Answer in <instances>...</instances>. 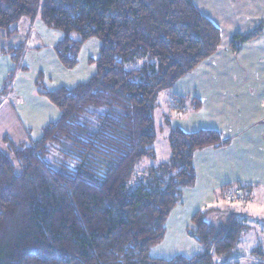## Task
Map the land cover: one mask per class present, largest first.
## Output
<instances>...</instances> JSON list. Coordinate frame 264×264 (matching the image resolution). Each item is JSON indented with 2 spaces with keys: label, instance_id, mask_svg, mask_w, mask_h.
Listing matches in <instances>:
<instances>
[{
  "label": "trees",
  "instance_id": "1",
  "mask_svg": "<svg viewBox=\"0 0 264 264\" xmlns=\"http://www.w3.org/2000/svg\"><path fill=\"white\" fill-rule=\"evenodd\" d=\"M39 16L64 33L56 52L66 69L93 38L101 53L89 80L48 94L58 121L39 138L7 141L0 150V264H234L250 227L231 210L193 217L200 254L150 257L183 190L197 181L195 154L231 139L214 129L174 128L168 162L137 171L144 159L157 161L160 94L219 51L221 29L194 0H0L1 29ZM262 31L235 35L231 50L238 53ZM251 255L263 264V248Z\"/></svg>",
  "mask_w": 264,
  "mask_h": 264
},
{
  "label": "crops",
  "instance_id": "2",
  "mask_svg": "<svg viewBox=\"0 0 264 264\" xmlns=\"http://www.w3.org/2000/svg\"><path fill=\"white\" fill-rule=\"evenodd\" d=\"M212 1L215 4L222 3L226 8L229 7V0ZM233 1L234 9L242 17L248 18L247 15H253L264 19V0ZM194 2L201 11L200 3L203 1L194 0ZM40 20V16L36 19L37 22H32L30 19H23L8 30L0 28V150L3 151H6L8 148L7 141L15 146L33 141L36 139L34 138L36 132L41 135L48 124L56 122L61 118L59 108L51 101L48 94L63 87L61 86L62 84L58 86L57 83L55 86L53 79L47 74L52 73V71L63 73L65 72L63 70H67L61 63L56 52V46L61 41V38L51 44L44 42L49 32H52V29ZM241 21L242 25L248 22L247 20ZM250 29L238 30L233 35L249 33L251 31ZM42 34L43 37L41 36ZM234 36L228 39V41H225L223 37L219 51L202 62L196 69L198 70L200 67H206V70L219 68V71L223 72V74L218 75V73L217 75L210 74L204 76L201 80L202 84L198 86L197 90L196 88L194 89V91L206 90L202 95L193 94L194 97L199 98H194V111L189 113L183 125L179 121L175 126H171L173 125L171 123L170 131L174 128H180L186 132L214 129L221 131L225 137L228 135L226 138L231 139V144L227 147L207 148L195 154L194 159L197 171L196 184L202 183L205 187L204 192L212 195L211 203L219 199V193H221L222 197H225V189L228 186L239 185L242 187H251L253 200L247 205H235L236 208H234L236 211H233L231 208L219 209L212 207L211 209H218L224 212L231 210L237 213L241 221L250 227L249 231L244 234L240 245L234 250L235 260L231 262H234V264H255L260 261L248 257L254 249L258 247L263 248L262 246L252 248L253 246L251 244L253 239L250 233L252 234L253 227L251 225H254V223L262 226L264 229V103H262L264 102V81L262 83H252V86L248 89L249 93H252L251 97L253 99H255L253 94L258 95L256 98L259 106L255 107L251 113H242L240 109L241 105L235 101L233 111V108L231 109L232 106L228 105L230 97L226 95L224 96V107L220 109L216 107L214 109L215 103H213L214 106L212 108L214 111L202 112V97L205 100L209 99V101H212L210 96L213 93L221 96L220 90L213 88V86L218 85L216 84L218 82L226 83V85L233 83L231 88L229 86L226 87L228 91L234 94L231 96V100H237L245 96L241 91L245 85L249 84V81H245V78L238 79L228 71L234 64L239 62L240 56L244 53L242 51L247 45V42L244 43L241 50L238 53H234L230 48V42ZM263 37L264 30L257 38H254L255 40H250L251 42L249 43L256 42ZM29 39L28 51L30 53L34 51L33 56L36 58L38 57L36 53L40 55L38 63L30 61V63L35 65L36 72L32 70V66L28 65L24 68L26 69L24 73L17 74V69L20 68V63L18 62L20 50L26 45ZM46 50H49V53H45ZM251 57L252 51L245 52V60L247 62H249ZM215 62H218V64H215ZM30 70L34 72L33 78L31 79L25 76V73ZM261 71L264 72L263 69ZM47 79L51 83L46 85ZM173 88L169 91L173 92ZM169 91L160 94V104L161 96L165 99V96L170 94ZM7 94L11 98L9 101L4 100V96ZM172 99L174 109L177 110L176 115L178 119H182L183 117H180L183 116V109H186L184 107L182 108L185 100L176 93H174ZM198 101L201 104V108L195 109ZM176 105H178L177 109L175 108ZM160 108L162 109V107ZM164 117L169 116L165 115ZM250 162H254L255 166L259 165L258 172L254 170ZM244 240L246 242L245 245Z\"/></svg>",
  "mask_w": 264,
  "mask_h": 264
},
{
  "label": "rangeland",
  "instance_id": "3",
  "mask_svg": "<svg viewBox=\"0 0 264 264\" xmlns=\"http://www.w3.org/2000/svg\"><path fill=\"white\" fill-rule=\"evenodd\" d=\"M202 1L203 2L200 3L202 14L205 17H207L211 22H213L216 26L221 28L222 38L224 37L225 41H228V39L234 36L233 33L237 32L238 30L243 31V30H249L251 28L250 29L251 31L249 33H244V34L238 33L241 35L250 34L261 27L262 30H264V19L258 18L253 15L250 16L247 14L246 15L248 16V18L242 17L234 9L233 0L231 1L229 0L228 8L224 7L222 3L215 4L214 1L212 0H202ZM241 20H247L248 22L245 25H242ZM40 21H42V19ZM251 25L253 28L251 27ZM41 36L43 37V34ZM64 37L65 35L63 32L52 30V32H49L44 42H48L51 44L57 42L60 38H61L60 40H62V38ZM74 37L77 39L79 38L78 35L76 34H74ZM249 42L251 41L247 42L246 47L242 51L244 53L240 56L241 57L240 60H238L239 62L234 64L232 68L228 70L238 79L245 78V81L247 80L249 81V84L245 85L241 91L245 96L237 100L235 99L231 100V96H233L234 94H232L231 91H228L226 87L229 86L231 88L233 83L226 85V83L218 82L216 83L218 85L213 86V88L219 89L221 96L219 94L213 93V95L210 96L212 101H209V99L205 100L204 97H202L203 100L200 99L203 102L202 112L204 111L212 112L216 107L217 109L224 107L225 95L230 97V101L228 105L232 106L231 109L233 108V111L235 106L234 101L237 104L241 105L240 108L241 112L242 113L245 112L246 114H248L249 112L251 113L255 109V107L259 106V103L256 98L258 95L253 94V96L255 97V99H253V97H251L252 93H249L248 89L252 86V83H262V81H264V74H263L264 72L261 71L262 69L264 70V37L260 38V40H257L256 42L253 43H249ZM29 44H30V39L26 42L25 57H23L22 60H20V68L17 69L18 71L17 74L24 73V71H26V69L24 68L27 67L28 65L32 66L33 68L32 70L36 72L35 65L30 63V61L38 63L40 60V55L36 53L38 57L36 58L35 56H33L34 51H32L31 53L28 51ZM48 51L49 50H46L45 53H49ZM250 51H252V57L249 60V62H247L245 60V52H250ZM100 53H101V42L98 39L93 38L82 45L80 52L78 54V63L76 64L75 68L63 70L65 71L63 73H56L52 71V73H47V74H49L48 76H50V78L53 79L54 85L57 83L58 86L59 84H62L61 86L63 88H73L76 86V84L86 82L97 73L98 71L97 62L98 59L100 58ZM215 64H218V62H215ZM135 66L137 67V65L135 64L134 65L130 64L128 65V68H136ZM140 66L141 64H139L138 67ZM32 70L26 72L25 76L29 77L30 79L33 78L34 72ZM210 74L222 75L223 72H220L219 68H214L213 70H206V67H200L198 70H195L185 78L178 80L175 83V87L173 88L174 91L173 92L169 91L170 94H167L165 96V99H163V96H161L160 101H161L162 109L157 111V115H156L158 137L154 145V148L157 152V159H156L157 161L155 162L154 160L144 159L138 166L137 171H139L140 173H144V170L150 166L153 165L155 166L157 163L168 162V160L171 157L168 131H170L171 126L177 125L178 121L180 124L183 125L189 113H192L194 111L193 110L194 98L197 99L199 98L194 97L193 94L202 95L206 91V90L194 91V89L196 88L197 90L198 86L202 84L201 80L204 78V76H208ZM48 83H51V81L49 82V80L47 79L46 85ZM205 84L208 85L207 83ZM219 84H223V85H219ZM49 86L51 87V85ZM174 93L183 97L185 100V103L183 104L182 108L184 107L186 109H183V116L180 117V118L183 117L182 119H178L176 115L177 110L174 109V104L172 99ZM213 103H215L214 109L212 108L214 106ZM175 108L177 109L178 105H176ZM165 115L169 116L170 124L173 123V125L170 126L166 123L167 119L166 117H164ZM97 119L98 116H95L90 120L93 126H96L98 124ZM37 136H39V133L36 132L34 134V138H39ZM227 136L228 135H226V137ZM52 160L56 161L55 157L52 158ZM250 165L254 168L255 171L258 172L257 169H259V165L255 166L254 162H250ZM194 168L196 171L195 159H194ZM238 186L239 185H232L229 187H233L234 189H237ZM204 189L205 187L202 185V183L199 184L195 183L193 187L183 190L180 205L177 206L176 209H174L171 212L167 220L165 237L160 243L151 247L150 257L154 259L171 260L178 256L192 258L200 254L201 252H203L204 249L203 246H201V244L195 239L194 236L195 233L194 231L196 227L193 224V217L196 215V213L199 211H208L212 207L219 209L231 208L233 209V211H236L235 209L236 206L228 203L226 199L222 197L221 193H219V199H216L214 203H211L212 195H209L207 194V192H204ZM213 215L216 216V214ZM238 219L241 221L239 217ZM251 226L253 227L252 234L250 233V236H252L253 239L252 240L253 242L251 244L253 246L252 248L258 246H262L264 248V229L262 228V226L255 223L254 225ZM245 244L246 242L244 240V245ZM248 246H250V244H248ZM248 258L257 260L252 255H249ZM233 260H235V257Z\"/></svg>",
  "mask_w": 264,
  "mask_h": 264
},
{
  "label": "built area",
  "instance_id": "4",
  "mask_svg": "<svg viewBox=\"0 0 264 264\" xmlns=\"http://www.w3.org/2000/svg\"><path fill=\"white\" fill-rule=\"evenodd\" d=\"M10 99L9 94L4 96L5 101H9ZM237 189H234L233 187H227L225 189V199L228 203L243 206L252 201L253 197L249 189L242 186H238Z\"/></svg>",
  "mask_w": 264,
  "mask_h": 264
}]
</instances>
